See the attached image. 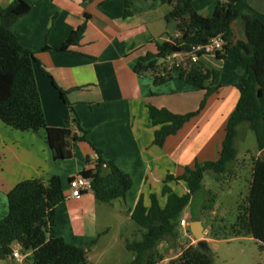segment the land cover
<instances>
[{
	"label": "crops",
	"instance_id": "0c3cea01",
	"mask_svg": "<svg viewBox=\"0 0 264 264\" xmlns=\"http://www.w3.org/2000/svg\"><path fill=\"white\" fill-rule=\"evenodd\" d=\"M15 1L18 0H0V9ZM21 1L30 10L12 25L11 31L23 47L34 53L43 70L35 66L34 78L46 126L67 128L76 137L85 132L86 142L72 143L70 159L55 160L43 131L18 132L0 122V220L7 216V194L16 184L57 176L65 198L55 210L53 235L85 249L92 264L93 249L111 233L112 226L100 223L98 202L91 191L74 199L69 197L68 187L75 175L94 169L98 156L90 144L97 145L103 160L113 162L131 177L132 186L124 202L131 220L141 196L146 206L152 194L164 204L162 191L168 174L176 178L196 162L218 158L228 118L239 97L235 86L245 73L232 53L224 60L202 56L198 63L218 72L221 86L206 98L197 116L167 137L162 147H156L155 128L149 122L147 107L183 115L195 111L205 95L178 79L155 86L150 75L134 70L140 58L155 53L158 44L178 34L175 22L165 19L171 12L167 1L129 0L127 15L125 0ZM218 1L195 0L192 6L202 16H210ZM234 7L241 15L254 12L264 20V0H243ZM79 27L83 32L77 45L66 52L55 50ZM231 27L234 39L244 40L240 21ZM45 47L51 50H42ZM59 91L65 93V102ZM261 104L264 109V98ZM260 154L264 155L258 151ZM251 167L250 163V173ZM168 186L178 195L186 193L182 182H169ZM184 217L187 225H178L177 238L185 240L187 247L195 245L193 226L199 223L202 237L208 242L210 238L205 236L209 228H204L202 221H190L185 211ZM107 245L112 255L113 243ZM12 250L20 252L18 245H13ZM100 250L99 256L108 254V250ZM24 259L25 256L16 260L11 255L0 259V264H24Z\"/></svg>",
	"mask_w": 264,
	"mask_h": 264
},
{
	"label": "trees",
	"instance_id": "16d2710c",
	"mask_svg": "<svg viewBox=\"0 0 264 264\" xmlns=\"http://www.w3.org/2000/svg\"><path fill=\"white\" fill-rule=\"evenodd\" d=\"M165 1L171 6V12L165 19L175 22L178 35L158 44L155 53L140 58L134 70L150 75L155 86L178 79L193 90L204 91L205 95L195 111L183 115L148 106V119L155 128L154 146L162 147L167 137L175 135L185 123L197 116L206 98L221 86L218 72L190 61L172 69L167 65L168 56L189 52L192 48L205 45L211 38L220 37L223 47L214 57L224 60L231 52L245 75L235 86L239 97L228 118L218 158L196 162L192 169L185 168L183 174L176 178L168 174L164 178L163 205L154 194L149 196L147 206L142 196L138 199L130 219L139 228L140 240L125 241L126 251L133 254L129 264H157L165 259L164 254L157 250L158 242L165 240L169 243L177 239L181 216L203 191L205 174H209L216 183L237 180V142L244 141L247 132L253 133L258 151L264 153V109L261 104L264 98V20H260L254 12L241 15L234 5L243 0H219L210 16H202L193 8L195 0ZM129 4V0H125V15L128 14ZM29 10V6L21 0L0 9V122L18 132L43 131L53 159L68 160L73 156L72 143L78 140L86 142V133L76 137L67 128L49 129L46 126L34 78L35 66H41L34 53L23 47L11 31L12 25ZM236 20L240 21L244 40L234 39L231 25ZM82 32L83 27L77 28L55 50L68 51L71 46L77 45ZM42 50L51 49L45 47ZM59 96L65 102V93L59 91ZM90 147L98 156L95 167L92 171H82L80 175L91 181L95 200L107 205L119 199L125 202L132 186L131 177L113 162L103 160L97 145L90 144ZM262 156L250 161L248 192L237 207L230 231L233 237L252 238L264 249ZM169 182H182L186 193H174L168 186ZM64 198L57 176L47 181L28 179L16 184L7 194V216L0 220V259L11 257L13 245H18L25 256L24 264H90L85 249L69 245L53 235L55 210ZM207 204L203 210L212 212L214 196ZM190 217L192 221L198 220L194 211ZM208 228L211 229V225ZM166 264H213V254L204 253L192 245Z\"/></svg>",
	"mask_w": 264,
	"mask_h": 264
},
{
	"label": "rangeland",
	"instance_id": "374dc122",
	"mask_svg": "<svg viewBox=\"0 0 264 264\" xmlns=\"http://www.w3.org/2000/svg\"><path fill=\"white\" fill-rule=\"evenodd\" d=\"M229 53L231 54V52ZM167 65L172 69L179 68L175 58L168 60ZM237 151L235 166L238 168L237 180L216 183L209 174H205L202 180L203 191L193 199L191 206L185 212L191 214L194 211L198 222L202 221L204 228L211 225V229L207 231L205 237L209 236L210 238L207 244L213 254V264H264V249H261L250 237H233L230 231V225L236 219L237 207L245 198L248 190L249 162L258 157V148L252 132L246 133L244 141L237 142ZM178 191L182 193L183 189L179 188ZM211 196L215 198L213 211H204V206ZM97 212L100 223L103 226L110 224L112 231L101 238L93 249L92 264H128L133 254L126 251L123 241H139L140 234L137 225L127 218L128 211L124 201L115 200L110 205L97 203ZM179 235L177 230V237ZM108 242L113 243L114 246L112 255L109 253L108 248L111 246L107 245ZM102 248L104 251L108 250V254L105 256H99ZM185 248H187V243L180 238L169 243L162 240L157 245V250L164 254L166 259L161 261L162 264L177 257Z\"/></svg>",
	"mask_w": 264,
	"mask_h": 264
},
{
	"label": "built area",
	"instance_id": "2783aa9c",
	"mask_svg": "<svg viewBox=\"0 0 264 264\" xmlns=\"http://www.w3.org/2000/svg\"><path fill=\"white\" fill-rule=\"evenodd\" d=\"M223 42L220 37H214L208 40V42L196 48H192L191 51L185 53H174L169 58H166V61L175 58V62L178 66L182 62L190 61L193 64L199 62V56H215L219 51L222 50ZM69 187V197L74 199H80L85 192L91 191V181L84 178L80 174L75 175L68 182ZM187 219L184 217L180 219L179 226L181 228L186 227ZM12 257L16 260L23 259L24 256L19 251H13ZM157 264H162L159 262Z\"/></svg>",
	"mask_w": 264,
	"mask_h": 264
},
{
	"label": "water",
	"instance_id": "95a60500",
	"mask_svg": "<svg viewBox=\"0 0 264 264\" xmlns=\"http://www.w3.org/2000/svg\"><path fill=\"white\" fill-rule=\"evenodd\" d=\"M193 227V233L195 235V238L197 239L196 246L199 248L200 251L204 253H211L207 241L202 237L201 225L199 223H195Z\"/></svg>",
	"mask_w": 264,
	"mask_h": 264
},
{
	"label": "clouds",
	"instance_id": "9594fccd",
	"mask_svg": "<svg viewBox=\"0 0 264 264\" xmlns=\"http://www.w3.org/2000/svg\"><path fill=\"white\" fill-rule=\"evenodd\" d=\"M197 242V241H196Z\"/></svg>",
	"mask_w": 264,
	"mask_h": 264
}]
</instances>
